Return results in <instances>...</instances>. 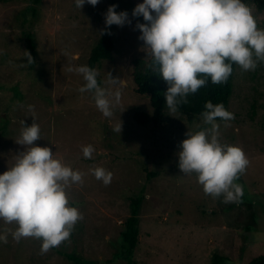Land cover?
Returning a JSON list of instances; mask_svg holds the SVG:
<instances>
[{
	"label": "rangeland",
	"instance_id": "374dc122",
	"mask_svg": "<svg viewBox=\"0 0 264 264\" xmlns=\"http://www.w3.org/2000/svg\"><path fill=\"white\" fill-rule=\"evenodd\" d=\"M139 0H99L80 10L74 0H0V173L11 167L25 145L17 142L21 120L33 121L28 105L35 106L40 125V145L48 144L55 156L85 173L83 183L69 190V202L83 214L70 238L41 254V240L9 234L0 242V264H75L66 255L76 253L95 264H127L118 256L122 230L131 214V198L144 189L140 212L138 264H212L214 252L225 254L233 264H249L264 254V62L254 70L237 65L229 110L234 119L220 122L221 139L240 145L250 164L237 182L243 195L225 203L222 196L205 194L196 174H183L178 167L179 142L194 124L168 111L160 127L139 124L136 111L152 112L148 96L134 91L133 61L147 57L139 29L141 17H132ZM127 10L131 24L112 25L114 58L96 68L101 84L110 90L109 73L126 81L119 105L105 117L91 92L78 89L82 75L69 66L87 64L93 47L105 28L109 5ZM33 5V6H31ZM264 28V11L248 1ZM35 8V14L33 9ZM24 31L32 30L38 67L29 69ZM29 52V51H28ZM28 68V69H27ZM122 121L121 132L113 130ZM92 144L91 158L82 146ZM159 174L146 180L147 162ZM103 166L113 173L105 185L91 169ZM0 219V230L14 229ZM118 253V254H117Z\"/></svg>",
	"mask_w": 264,
	"mask_h": 264
},
{
	"label": "clouds",
	"instance_id": "9594fccd",
	"mask_svg": "<svg viewBox=\"0 0 264 264\" xmlns=\"http://www.w3.org/2000/svg\"><path fill=\"white\" fill-rule=\"evenodd\" d=\"M85 3L93 6L99 0H74L80 10ZM109 5L104 23L123 26L131 24L127 10H116ZM135 27L143 50L158 66L159 75L166 82L164 101L171 112L189 93L207 83L225 82L233 71V63L242 70H254L264 62V28L258 27L251 7L245 0H139L132 9V17H141ZM27 62L31 53L25 50ZM68 71L82 75L81 93L91 92L97 108L105 117H111L119 105L126 81L109 73L108 83L114 90L98 81L99 72L87 64L69 66ZM33 121L21 120V135L17 142L25 145L17 154L15 163L0 173V219L15 224L14 229L0 230V242L7 243L9 234L19 242L22 238L41 240V254L59 246L70 238L83 214L69 202V190L83 183L85 173L55 156L53 148L40 145V125L35 120V106L28 105ZM201 124L187 128L179 142L178 167L183 174H196L205 194L222 196L225 203L237 202L243 195V186L237 182L250 160L238 144L221 139L220 122L225 125L234 119V113L222 102H205L200 114ZM122 121L113 130L120 133ZM83 155L91 158L92 144L82 146ZM105 185L111 183L113 173L103 166L91 169Z\"/></svg>",
	"mask_w": 264,
	"mask_h": 264
},
{
	"label": "trees",
	"instance_id": "16d2710c",
	"mask_svg": "<svg viewBox=\"0 0 264 264\" xmlns=\"http://www.w3.org/2000/svg\"><path fill=\"white\" fill-rule=\"evenodd\" d=\"M38 3L40 0H32ZM114 1V0H113ZM249 0H245L248 4ZM257 11H264V0H252ZM114 4V3H113ZM33 6V5H31ZM35 14V8H32ZM106 28V26H105ZM104 28V29H105ZM27 43V49L33 57V62L30 63L29 69L38 67L39 59L36 51V42L33 37V31L28 30L21 32ZM115 40L112 33V25L108 26V30L103 31L97 44L93 47L88 60V65L97 68L98 65L105 60L114 58ZM152 64L150 56L137 58L133 61L132 79L134 83V91L139 95L148 96L152 106V112L136 111L134 119L142 125L152 123L154 127H160L165 121L167 112L169 111L164 101V90L167 87L166 82L159 75L158 66ZM237 64L233 63V71L228 79L223 83H213L208 78L207 83L201 86L196 92L189 93L186 102H181L175 112L180 119L189 124L201 121L200 114L204 111L205 102L211 100L214 104L222 102L226 109L229 110L230 99L233 95V80L236 72ZM28 69V68H27ZM101 83V80L98 78ZM171 112V111H170ZM153 164L149 161L143 166V172L146 180L156 177L159 172L152 168ZM145 198L144 189L140 194L131 198V214L126 219L125 226L122 230V250L117 253L118 256H123L127 259V264H138L134 257L135 250L139 244L140 232V212L143 200ZM66 255L75 264H95L93 259L85 258L76 253H67ZM212 264H233L229 258L220 252H214L212 256ZM249 264H264V254L258 255L251 259Z\"/></svg>",
	"mask_w": 264,
	"mask_h": 264
}]
</instances>
